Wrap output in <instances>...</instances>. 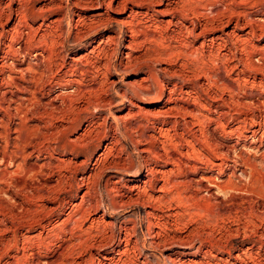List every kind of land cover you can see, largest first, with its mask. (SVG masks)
Listing matches in <instances>:
<instances>
[{
    "label": "rangeland",
    "instance_id": "rangeland-1",
    "mask_svg": "<svg viewBox=\"0 0 264 264\" xmlns=\"http://www.w3.org/2000/svg\"><path fill=\"white\" fill-rule=\"evenodd\" d=\"M84 1L0 0V35L10 33L0 36V264H264V141H256L264 129L252 135L264 111L251 104L264 93V72L243 64L248 58L257 66L264 63V30L250 35L246 20L264 24V0L192 3L188 14L193 19L199 11L212 15L216 8H228L219 18L222 29L206 32L197 42L188 38L193 47L203 45V54L193 56L185 55L189 48L178 34L181 23H188L178 14L156 12L169 1L128 3L120 12L114 8L121 0H112L111 8L106 7L110 0L77 5ZM17 2L26 12V25L10 17ZM131 6L140 12V38L129 47L126 29L106 19H125ZM230 10L238 11L239 19L230 20ZM15 28L31 38L24 41L25 53L8 56L11 42L15 48L23 42L16 40ZM216 36L226 40L220 49L210 46ZM71 58L77 62L70 69ZM229 62L238 67L230 76ZM195 69L240 84L234 99L241 104L234 118L227 116L236 136L215 132V137L227 150L234 146L247 163L228 160L232 165L221 176L211 175L235 189L196 192L193 184H179L191 176L198 179L187 165H170L173 155L184 151L177 134L185 119L167 113L174 103L169 100L193 102L195 83L200 92L216 95L211 102L203 94L199 101L209 110L201 109L199 117L214 118L220 104V92L201 72L195 76ZM175 121L180 124L174 127ZM191 130L184 139H190ZM170 168L174 174L161 178L180 182L169 191L156 194L145 184L148 171ZM160 195L164 200H150Z\"/></svg>",
    "mask_w": 264,
    "mask_h": 264
},
{
    "label": "bare ground",
    "instance_id": "bare-ground-1",
    "mask_svg": "<svg viewBox=\"0 0 264 264\" xmlns=\"http://www.w3.org/2000/svg\"><path fill=\"white\" fill-rule=\"evenodd\" d=\"M111 1L112 0H110L107 4H106V7H109V8H111ZM167 1H169V3L167 4V5H165L166 6V8L165 9H161V10H159V9H156V12H158V13H161V14H174V15H176V14H178V15H180L181 16V18L183 19V20H185L187 23H188V25H185V24H182L181 23V20H180V23H181V26H180V33H178L179 35L181 34V42H180V44L182 43L184 46H186L187 48H189V54L187 53V52H185V55H189V56H193L194 54H196V53H198V52H200L199 50H200V48H201V46L203 47V45H202V43H201V45H200V47H193V46H191L190 45V43H189V41H188V38L190 37V38H193L195 41L197 40V38H199L200 36H202L203 34H205L206 32H208V31H211V30H215V28H223V26H224V24L222 23V22H220L219 21V18L221 17V16H223V14H224V11L225 10H228V8L227 9H220V8H216L215 10H214V13L212 14V15H207V14H204L203 13V11H199L198 10V8H197V10L199 11V12H197V13H195V14H193V16L192 17H195V19H193V18H191V17H189V14H188V12H190L189 11V9L191 8L190 6L192 5V3H198L200 0H167ZM195 1H197V2H195ZM233 1V0H232ZM86 2H88V0H85L84 2H80V3H78L77 2V5H87V3ZM146 2H153V0H121L120 2H118L117 3V6L114 8V11L115 12H120V11H123V10H125V6L126 5H128V3H132V4H134V6H142V5H144V4H146ZM149 4V3H148ZM199 4V3H198ZM16 5H17V7L16 8H14V9H11V10H9V12H10V17L11 16H14V17H16L20 22V24H25L26 25V17H27V15H26V12H25V10L22 8V5L20 4V3H16ZM196 6V5H195ZM195 8V7H194ZM204 8V7H203ZM203 8L201 7V9L200 10H203ZM196 12V11H195ZM227 13V11H225V14ZM99 14V13H98ZM140 14V12H139V10H137V9H134V7L133 6H131V7H129V13L126 15V17H125V19H122V20H120V19H117V18H111V19H106V21H108V22H113V23H116V24H118V25H120L121 27H123V28H125L126 29V31L129 33V41H128V43H129V47L132 45V44H135L138 40H139V38H140V31H139V29L138 28H140V20L138 19V15ZM145 15L147 14V13H144ZM239 12L237 11V12H235V11H229V13H228V17L230 18V20H232L231 18H233V17H235V18H237V16L239 17ZM1 13H0V18H1ZM195 15V16H194ZM250 15V14H249ZM98 16V15H97ZM8 17H9V15H8ZM99 17V16H98ZM224 17V16H223ZM248 17V16H247ZM177 19V18H176ZM237 19H239V18H237ZM247 20V26H248V28H250V31L248 32L250 35H255V33L257 32L256 31V29H258V30H264V24H258V23H256V22H254V20H252V19H246ZM195 21H198L199 22V24L198 25H196V23H195ZM241 21V20H240ZM167 22H171V21H167ZM227 22V21H226ZM220 23V24H219ZM235 26L236 27H238V25H239V23L237 22V21H235ZM19 25V24H18ZM245 25V24H244ZM234 26V27H235ZM17 28V27H16ZM15 28V29H16ZM31 30V29H30ZM3 31V30H2ZM78 31V30H77ZM76 31V32H77ZM80 31V30H79ZM230 31H232V30H230ZM14 32H15V34H16V40H17V38L18 37H21L22 38V41L23 42H16V45H18L17 46V48H15L14 47V45H13V42H11L12 44H10L9 45V49H10V52H8V53H6V55H8V56H15V55H17V54H19L20 52H23V53H25L28 49H27V45H25V43H24V41H25V39H27V38H31L30 37V35L31 34H29V33H27V32H24V31H21V29H16V30H14ZM12 33V32H11ZM235 32L234 31H232L230 34L233 36V34H234ZM7 34H10L9 32L7 33ZM6 33H1V35L2 36H5V35H7ZM13 34V33H12ZM76 35L78 34V33H75ZM262 34V33H261ZM0 35V36H1ZM14 36V35H13ZM11 37V39L13 40L14 39V37ZM33 36H34V34H33ZM215 36V35H214ZM224 36L225 37H227V36H230L229 34H226V33H224ZM224 36H216V38H212L211 39V47H213V46H215V47H213V48H221L222 46H224V45H222V43L223 42H226V40H225V38H224ZM231 36V37H232ZM235 36V35H234ZM35 37V36H34ZM178 37V36H177ZM231 37H229V39L231 38ZM33 39V38H32ZM227 39H228V37H227ZM232 39V38H231ZM238 39V38H237ZM237 39H236V42H237ZM247 39V38H246ZM16 40H14V41H16ZM30 40V39H29ZM28 40V41H29ZM238 40H240V39H238ZM219 41V43H217V44H215L214 45V43H216V42H218ZM249 41V40H248ZM197 42V41H196ZM235 42V43H236ZM27 43V42H26ZM29 43V42H28ZM231 43V42H230ZM224 44V43H223ZM226 44V43H225ZM232 45L234 44L233 42L231 43ZM242 44V43H241ZM234 46V45H233ZM185 47V48H186ZM210 47V48H211ZM237 47V46H236ZM29 48V47H28ZM128 48V47H127ZM242 48V47H241ZM250 48L251 49H254V47L251 45L250 46ZM8 49V50H9ZM238 49V48H237ZM240 49V48H239ZM7 50V51H8ZM43 50V49H42ZM210 50H212V48L210 49ZM214 50V49H213ZM242 50V49H241ZM258 50H260V48L258 49ZM257 50V51H258ZM4 51V50H3ZM6 51V50H5ZM31 52V51H30ZM175 52V51H174ZM177 52H179V51H177ZM182 52V51H181ZM184 52V51H183ZM209 52H212V51H209ZM208 52V53H209ZM260 52V51H259ZM11 53V54H10ZM44 53V52H43ZM171 53H173L172 51H171ZM201 54H203L202 52H200ZM213 53V52H212ZM253 53V52H252ZM257 53V52H256ZM261 53V52H260ZM31 54V53H30ZM37 54V53H36ZM41 55V53H38L37 54V56L38 55ZM170 54V53H169ZM174 54V53H173ZM184 54V53H183ZM191 54V55H190ZM200 54V55H201ZM209 54H211V53H209ZM216 54V53H215ZM25 55V54H24ZM23 55V56H24ZM170 55H172V54H170ZM232 55H233V57H232ZM231 55V57L233 58V61H235V62H241L240 60L242 59H239V58H237L236 56H235V54H232ZM250 55V54H249ZM36 56V57H37ZM203 56V55H202ZM202 56H201V58H202ZM215 56V55H214ZM220 55H216L215 57H212L213 59H215V60H219L220 62L222 61L221 60V57L222 56H220ZM227 56V55H226ZM42 57H43V55H42ZM187 57V56H186ZM209 57H210V55H209ZM188 58V57H187ZM211 59V58H210ZM209 59V60H210ZM213 59L212 60H210V61H212L213 62ZM223 59V58H222ZM224 59H225V56H224ZM261 59L262 60H264V56H261ZM204 59H202L201 61H203ZM208 60V61H209ZM255 60V59H254ZM198 61V60H197ZM228 61V60H227ZM245 62L243 63V64H245L246 65V68L248 69V67H250V68H252V69H255L256 71H263L264 72V70H263V67H264V63L263 64H261V62H260V64L261 65H256L255 63H253L252 61H251V59H246V60H244ZM70 69L72 68V65L73 64H75L76 62H77V59H75V58H71V60H70ZM224 62V61H223ZM216 63V62H215ZM214 63V64H215ZM226 63V62H225ZM204 64V63H203ZM206 64V63H205ZM223 64V63H222ZM233 64H235V63H230L229 62V70L228 71H226V74H227V72H228V76H230V74H232L234 71H235V69H237L238 67H236L235 65H233ZM255 64V65H254ZM216 65V64H215ZM236 65H237V63H236ZM244 65V66H245ZM263 65V66H262ZM74 66V65H73ZM217 66V65H216ZM30 69V67L28 68V70ZM183 69V68H182ZM219 69V68H218ZM27 71V70H26ZM193 71V70H192ZM225 71V70H224ZM194 72L196 73H194L195 74V76L197 75V77H198V73L199 72H201V74H202V76H203V78H205L206 80H210V82H211V86L213 87V88H215V89H217L220 93V95L218 96V102L220 103L219 105H217V110L215 111V117L213 118H208L207 117V115L205 116L204 114H201L200 116L201 117H199V115H198V113L197 112H199L201 109L202 110H206V111H208L209 110V108H207L206 107V105H204V103L203 102H200L199 100H200V98H202V96H203V94L204 95H206L204 98H206V99H208V100H210L211 102L213 101V99H214V97L212 98V96H216V95H212V96H210V95H207V94H205L204 92H200V89H201V85H198V84H195V83H193L192 84V86H193V88L196 90V97H194L193 98V102H190L189 100H188V98L186 99H181V98H171L169 101H172V102H174L173 103V105L172 106H170V107H168V108H166V109H168V112L166 111V109L164 110V111H162V113L163 112H167V113H169V115H170V112L172 111H174L175 112V115L176 114H180L181 116H183L184 117V119H185V123H183L182 122V126H181V128L183 129L182 130V132H181V134L179 133V134H177L178 132H175L177 135H178V138H179V141H181V142H184L183 144L184 145H182V146H184V151L183 152H180V150L179 149H177V152H178V150H179V152L180 153H177V154H174L173 155V157L171 158L170 156V158H171V162H170V165H172L175 169L177 168V169H183V168H185L186 167V165H187V167H186V169L187 168H189L191 171H192V173H193V175L194 176H196L198 179H194V178H192V176L191 177H189V178H186V180L185 181H182V182H180V181H178V182H180L179 184H181V186H183V185H187V187L189 186H192V184H193V187H194V189H195V191L196 192H198V191H200L201 189L202 190H204L205 192H210L211 193V189H213V188H215V189H217V190H226V189H235L236 187H235V185L233 184V183H231L230 181H228V183H229V185L228 184H225V185H223L222 183H220V182H217V180L216 179H214V178H212L211 177V175L213 174V172H217L216 174H217V176H221L224 172H225V170H226V168L228 169V168H230L231 167V165L233 164H236V162L238 161V159L240 160L241 159V161H243V162H246V159L245 158H243L242 157V155H241V153H240V155L238 154L237 155V151H236V148L233 146V147H231V149H229V150H227V149H225L224 148V145H223V143L220 141V139H218L217 137H215V132H218L219 134H220V136H222V137H227V136H230V135H235L236 136V131H237V127L235 128H233V127H231V126H229L228 124V121H227V116L229 115L230 116V118H234V112L236 111V104L238 103V101H236L235 99H234V96L236 95V93L238 92V90L241 88L238 84H237V79L236 78H232V77H223V75L221 74V73H217V74H214V75H212L211 73L209 74V72H205V71H202V69H195L194 70ZM237 72V71H236ZM242 72V71H241ZM173 74H176V73H173ZM172 74V75H173ZM200 74V73H199ZM264 73H262V75H263ZM264 76V75H263ZM196 77V78H197ZM238 77V76H237ZM9 78V77H8ZM33 78V77H32ZM236 79V80H235ZM187 80V79H186ZM246 80V79H245ZM4 81V80H3ZM1 82V81H0ZM220 82V84H218ZM191 87V86H190ZM175 89V88H174ZM171 91V90H170ZM173 91V90H172ZM171 91V92H172ZM185 92H187V91H183V93H185ZM263 92V91H262ZM202 93V94H201ZM171 94V93H170ZM190 95V94H189ZM224 95H226L225 97H224ZM252 97H251V95H248V97H247V99H251ZM203 99V98H202ZM216 99V98H215ZM214 99V100H215ZM205 100V99H204ZM206 101V100H205ZM252 101V100H251ZM217 102V101H216ZM171 103V102H170ZM241 103H238L237 104V106L238 105H240ZM251 104H256V105H258V106H263V110L262 111H264V93H262L261 94V99L259 100L258 99V101H255V102H252ZM210 105H212V103H210ZM242 105H244V103H242ZM259 109V108H258ZM141 112V111H140ZM160 112V111H159ZM158 113V112H157ZM197 113V114H196ZM236 113V112H235ZM6 114V113H5ZM141 114V113H140ZM156 114V113H155ZM158 114H160V113H158ZM158 114H156V115H158ZM162 115V114H161ZM164 115V114H163ZM166 115H168V114H166ZM166 115H165V117H166ZM172 115H173V113H172ZM174 115V116H175ZM180 116V117H181ZM198 116V117H197ZM159 117V116H158ZM163 117V116H162ZM179 117V116H178ZM183 117H181V118H183ZM175 118H176V116H175ZM187 118H192V120H194L195 118H198V120L199 121H197L196 119V121H190V119H189V121H187L186 119ZM173 120V119H172ZM234 120V119H233ZM206 122H208L207 123V126L208 127H204L205 126V124H206ZM254 122V121H253ZM172 123V122H171ZM170 123V124H171ZM178 123V125L180 124V122H178V121H175L173 124V126L175 127V125ZM254 126H256L257 127V129H254V130H252V135H256L255 134V131L256 130H259V129H264V116H263V119H261V120H257L256 122H254ZM212 125H214V127H210V126H212ZM186 126L187 127H190V129H192L191 130V134H190V136H189V140H186V139H184V132L186 133V132H188L189 130H187L186 129ZM203 126V127H202ZM171 127H172V125H171ZM212 128V129H211ZM167 130H169V129H167ZM240 130V129H239ZM179 131V130H178ZM159 132H161V130L159 131ZM257 132V131H256ZM189 133V132H188ZM248 133V132H247ZM159 134H161V133H159ZM168 134V133H167ZM166 134V135H167ZM187 134V133H186ZM197 134L199 135V137H197ZM169 135V134H168ZM189 135V134H188ZM187 135V136H188ZM161 137L163 136V135H160ZM165 136V135H164ZM221 137V138H222ZM152 138V137H151ZM155 138H157V137H155ZM167 138V137H166ZM170 139H172V137H170ZM169 139V140H170ZM158 140V139H157ZM156 140V141H157ZM167 140V139H166ZM160 141V140H159ZM256 141H258L259 142V144H261L263 141H264V133H262V135H260V137L256 140ZM161 142V141H160ZM159 142V143H160ZM166 142V141H165ZM165 142H164V145H165ZM171 142V141H170ZM198 143V144H201L202 145V147L204 146V144L206 145V147H207V149H206V151L205 150H202V149H198V148H196V146H195V144L194 143ZM167 143H168V140H167ZM174 144V146H175V142H173ZM177 143V142H176ZM172 143H168L167 145H171ZM178 144V143H177ZM163 145V144H162ZM179 145V144H178ZM181 146V147H182ZM180 147V146H179ZM175 148H177V147H175ZM205 149V148H204ZM144 150V149H143ZM232 150V151H231ZM142 151V150H141ZM146 151H150V150H147L146 149ZM185 155H189V158L190 157H192L191 158V160L190 159H186L185 158ZM237 155V156H236ZM6 158H7V156H6ZM169 158V159H170ZM182 158L184 159V161H182ZM188 158V157H187ZM228 160H230V162L232 163H230V164H228ZM167 162V161H166ZM247 163V162H246ZM246 163H244V164H246ZM169 164V163H168ZM185 165V166H184ZM247 166H248V164H246ZM233 168V167H232ZM231 168V169H232ZM235 168V167H234ZM185 169V170H186ZM148 170V169H147ZM151 170V169H150ZM174 169H169V170H167V171H148V173H147V175H148V177H147V175H146V177L148 178V182H145V184H147V183H149L150 184V187H152V189L154 190V191H156L157 193L156 194H162V193H164L166 190H168L169 191V188H171L170 186L172 185V186H174L175 184L174 183H172V181L170 180V179H168V180H166V179H162L161 177H165L166 175L167 176H170V175H168V174H174L173 171ZM179 171V170H178ZM180 172V171H179ZM231 173H232V175L234 174V171H231ZM158 174H161V175H158ZM160 176V177H159ZM168 178V177H167ZM158 179H160L162 182V184H160V186L159 187H157V183H155L156 184V186H155V184H153L152 185V182H156V181H158ZM145 181V180H144ZM173 182H176V181H173ZM177 182V183H178ZM206 182H208V184L206 183ZM177 183H176V185H177ZM148 184V185H149ZM175 185V186H176ZM136 186V185H135ZM147 186V185H146ZM179 186V185H178ZM144 187V186H143ZM143 187H142V189H143ZM169 187V188H168ZM3 188V187H2ZM132 188V187H131ZM139 188V187H138ZM186 188V187H185ZM130 189V188H129ZM183 189V188H182ZM131 190V189H130ZM134 190V189H133ZM145 190V189H144ZM171 190V189H170ZM186 191H188V190H186ZM136 192V191H135ZM138 192V191H137ZM142 192H143V190H142ZM141 192V193H142ZM144 192H146V191H144ZM168 193V192H167ZM171 193V192H170ZM212 194V193H211ZM210 194V195H211ZM195 195V194H194ZM139 197V196H138ZM170 196H168V199H170L169 198ZM137 197H135V199H136ZM140 198V197H139ZM187 198V197H186ZM149 199V198H148ZM152 199V201L153 202H157V201H162V199L164 200V197H162V195H160V196H156V197H154V196H152L151 198H150V200ZM166 199H167V197H166ZM172 199V198H171ZM170 199V200H171ZM191 199V198H190ZM215 199H217V198H215ZM133 200L134 199H132V202H133ZM136 200H138V199H136ZM136 200H134V202L136 201ZM150 200H148V201H150ZM131 201V200H130ZM147 201V202H148ZM164 202V201H163ZM162 202V203H163ZM166 202V201H165ZM165 202L163 203V204H165ZM169 202V201H168ZM150 203V202H149ZM160 203V202H159ZM216 203H217V201H216ZM161 204V203H160ZM215 205H217V204H215ZM151 206V205H150ZM153 207H155V206H153ZM152 207V208H153ZM173 210V209H172ZM264 215V214H263ZM262 215V216H263ZM264 217V216H263ZM264 219V218H263ZM262 238V237H261ZM257 239V238H256ZM127 242V241H126ZM262 243V242H261ZM234 256V255H233ZM180 263V262H179Z\"/></svg>",
    "mask_w": 264,
    "mask_h": 264
}]
</instances>
